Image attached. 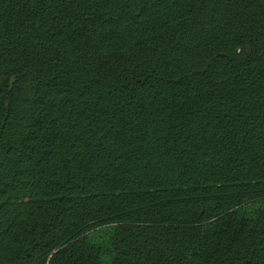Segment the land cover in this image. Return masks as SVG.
Instances as JSON below:
<instances>
[{"label":"trees","instance_id":"trees-1","mask_svg":"<svg viewBox=\"0 0 264 264\" xmlns=\"http://www.w3.org/2000/svg\"><path fill=\"white\" fill-rule=\"evenodd\" d=\"M0 264H264V0H0Z\"/></svg>","mask_w":264,"mask_h":264}]
</instances>
